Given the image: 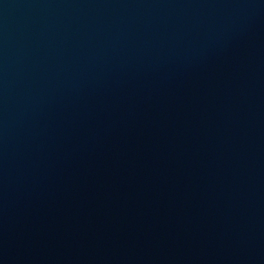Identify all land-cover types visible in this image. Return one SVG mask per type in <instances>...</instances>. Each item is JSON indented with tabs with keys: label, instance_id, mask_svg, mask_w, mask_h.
Here are the masks:
<instances>
[{
	"label": "water",
	"instance_id": "1",
	"mask_svg": "<svg viewBox=\"0 0 264 264\" xmlns=\"http://www.w3.org/2000/svg\"><path fill=\"white\" fill-rule=\"evenodd\" d=\"M0 264H264V0H0Z\"/></svg>",
	"mask_w": 264,
	"mask_h": 264
}]
</instances>
